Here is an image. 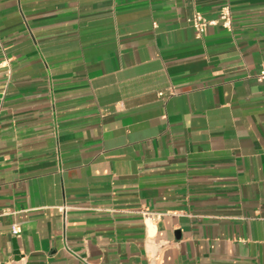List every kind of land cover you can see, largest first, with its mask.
<instances>
[{"label":"crops","instance_id":"crops-1","mask_svg":"<svg viewBox=\"0 0 264 264\" xmlns=\"http://www.w3.org/2000/svg\"><path fill=\"white\" fill-rule=\"evenodd\" d=\"M263 63L264 0H0V264H264Z\"/></svg>","mask_w":264,"mask_h":264},{"label":"built area","instance_id":"built-area-1","mask_svg":"<svg viewBox=\"0 0 264 264\" xmlns=\"http://www.w3.org/2000/svg\"><path fill=\"white\" fill-rule=\"evenodd\" d=\"M188 22L191 24L194 31L196 32V37L198 39H200L203 36L206 28L210 26L220 25L223 29L227 31H231L232 24H233L232 10L229 5L222 7L220 14L218 16V19L216 20H209L205 18L204 16H202L201 14L196 13L193 17L188 19ZM257 80L260 82L264 81V63L262 64V68H261L260 74L257 77ZM163 95H164L163 93L160 94V96H163ZM67 210L68 208L66 207L61 209V211L65 213L64 215H66ZM21 232L22 231L18 225L13 226L12 228L13 236L19 237L21 235Z\"/></svg>","mask_w":264,"mask_h":264}]
</instances>
